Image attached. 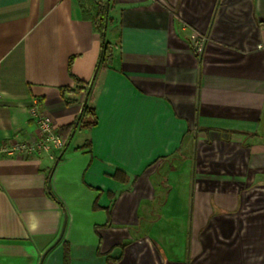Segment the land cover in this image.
<instances>
[{
    "label": "crops",
    "instance_id": "0c3cea01",
    "mask_svg": "<svg viewBox=\"0 0 264 264\" xmlns=\"http://www.w3.org/2000/svg\"><path fill=\"white\" fill-rule=\"evenodd\" d=\"M94 11L0 0V264H264V0ZM33 100L67 144L14 149Z\"/></svg>",
    "mask_w": 264,
    "mask_h": 264
},
{
    "label": "built area",
    "instance_id": "2783aa9c",
    "mask_svg": "<svg viewBox=\"0 0 264 264\" xmlns=\"http://www.w3.org/2000/svg\"><path fill=\"white\" fill-rule=\"evenodd\" d=\"M206 38L200 36L194 42L196 50H200L205 43ZM28 115L35 123L36 137L31 141H25L15 145L14 149L22 151L25 154H41V152H49L51 148H61L63 142L57 129L53 125L52 119L46 115L39 107L36 100H33L29 109ZM0 151L10 152L12 149L1 147Z\"/></svg>",
    "mask_w": 264,
    "mask_h": 264
},
{
    "label": "trees",
    "instance_id": "16d2710c",
    "mask_svg": "<svg viewBox=\"0 0 264 264\" xmlns=\"http://www.w3.org/2000/svg\"><path fill=\"white\" fill-rule=\"evenodd\" d=\"M109 6H110V0H95V11H94V15L91 17V22L94 29L99 31L103 37L105 35L106 26L108 23ZM112 55L113 54H112L111 45L107 41L103 40L99 66L107 67L108 65H110L112 61ZM89 95H90V90L88 92L87 91L85 92V102L82 105L81 112L77 119V125L84 127H91L96 123L94 108L88 103ZM74 126L75 124L72 127L71 126L66 128L63 127L57 131L63 143H65L66 140H67L66 144L68 143V140L71 137L70 133L74 129ZM64 132H69L68 137H64V135L62 134ZM116 177H118L117 174Z\"/></svg>",
    "mask_w": 264,
    "mask_h": 264
},
{
    "label": "water",
    "instance_id": "95a60500",
    "mask_svg": "<svg viewBox=\"0 0 264 264\" xmlns=\"http://www.w3.org/2000/svg\"><path fill=\"white\" fill-rule=\"evenodd\" d=\"M88 91H89V89L87 90V92H88ZM84 102H85V100H84ZM84 102H83V103H84Z\"/></svg>",
    "mask_w": 264,
    "mask_h": 264
}]
</instances>
